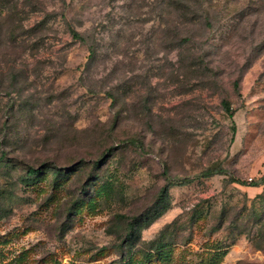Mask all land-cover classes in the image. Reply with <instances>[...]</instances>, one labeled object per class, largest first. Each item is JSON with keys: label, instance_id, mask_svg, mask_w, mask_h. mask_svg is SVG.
Listing matches in <instances>:
<instances>
[{"label": "rangeland", "instance_id": "374dc122", "mask_svg": "<svg viewBox=\"0 0 264 264\" xmlns=\"http://www.w3.org/2000/svg\"><path fill=\"white\" fill-rule=\"evenodd\" d=\"M263 178L264 0L0 6V264H264Z\"/></svg>", "mask_w": 264, "mask_h": 264}, {"label": "trees", "instance_id": "16d2710c", "mask_svg": "<svg viewBox=\"0 0 264 264\" xmlns=\"http://www.w3.org/2000/svg\"><path fill=\"white\" fill-rule=\"evenodd\" d=\"M12 0H1L0 1V6H2V5H9V3L11 2ZM75 37H76V35H74ZM78 38H80L79 36H78ZM14 39H15V37H14ZM91 59L94 57V53L93 54H91ZM236 85V88H238V83H236L235 84ZM223 106H224V109H225V111L228 113V115L232 118L233 117V111H232V109H231V106H230V104L228 103V102H224L223 103ZM29 173H30V176H32V177H34V176H38V175H40L41 174V170H36V169H30L29 170ZM204 176H206V177H209V176H212V172H210V171H208V172H206L205 174H204ZM190 181L188 180V179H185V180H178L177 182H175V183H178V184H181V185H183V184H188ZM262 185H264V178L263 179H261V180H259V183H257L256 185H254V187H259V186H262ZM167 190V189H166ZM165 190V191H166ZM160 253H162V256H163V258H164V254H166V250H161L160 251ZM166 258V257H165Z\"/></svg>", "mask_w": 264, "mask_h": 264}, {"label": "built area", "instance_id": "2783aa9c", "mask_svg": "<svg viewBox=\"0 0 264 264\" xmlns=\"http://www.w3.org/2000/svg\"><path fill=\"white\" fill-rule=\"evenodd\" d=\"M249 182H253V179H252V178H250V179H249Z\"/></svg>", "mask_w": 264, "mask_h": 264}]
</instances>
